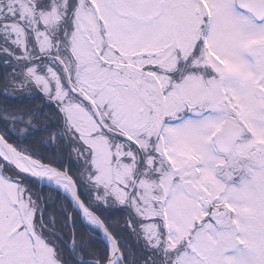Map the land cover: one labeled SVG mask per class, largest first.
Returning a JSON list of instances; mask_svg holds the SVG:
<instances>
[{
	"label": "snow or ice",
	"instance_id": "6c2138e0",
	"mask_svg": "<svg viewBox=\"0 0 264 264\" xmlns=\"http://www.w3.org/2000/svg\"><path fill=\"white\" fill-rule=\"evenodd\" d=\"M0 264H264V0H0Z\"/></svg>",
	"mask_w": 264,
	"mask_h": 264
}]
</instances>
